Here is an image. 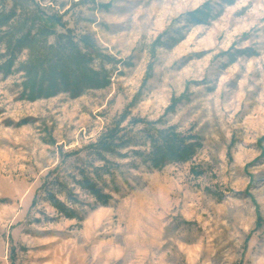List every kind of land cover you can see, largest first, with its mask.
<instances>
[{
    "label": "rangeland",
    "instance_id": "1",
    "mask_svg": "<svg viewBox=\"0 0 264 264\" xmlns=\"http://www.w3.org/2000/svg\"><path fill=\"white\" fill-rule=\"evenodd\" d=\"M39 1L68 10L67 27L114 64L104 90L36 102L19 99L20 74L0 72V264H264V0ZM207 3L206 23L190 22ZM124 114L122 153L148 149L133 118L202 147L158 169L106 156L122 166L117 192L106 178L111 200L75 187L80 218L57 214L48 173L73 187Z\"/></svg>",
    "mask_w": 264,
    "mask_h": 264
},
{
    "label": "trees",
    "instance_id": "2",
    "mask_svg": "<svg viewBox=\"0 0 264 264\" xmlns=\"http://www.w3.org/2000/svg\"><path fill=\"white\" fill-rule=\"evenodd\" d=\"M5 1L0 0V72L20 74L19 99L36 102L66 93L77 98L86 91L104 90L110 86L111 73L106 65L114 64V59L103 54L89 35L75 34L67 27L64 19L68 10L61 12L39 0H9L10 7L7 8ZM210 12V5L204 4L189 14V21L205 24ZM126 117L124 114L113 128L106 129L88 146L101 165L90 164L79 169L77 176L72 177L73 187L68 185L66 178L59 180L56 177L49 182L58 167L48 173L42 187L44 200L57 214L66 219L80 218L76 207L81 208L84 204L75 187L96 203L105 205L111 200V190L118 191L115 177L122 166L109 162L106 156L124 159L131 154L142 164L158 169L166 164L188 163L202 147L196 136L183 135L176 127L158 129L133 118L129 122L131 126L145 127L148 149L122 153L131 142L120 128ZM73 155L74 152H70L67 156ZM194 171L196 176L201 175ZM106 178L113 185L111 190Z\"/></svg>",
    "mask_w": 264,
    "mask_h": 264
}]
</instances>
